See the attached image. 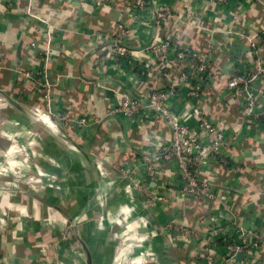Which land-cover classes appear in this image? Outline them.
I'll use <instances>...</instances> for the list:
<instances>
[{
    "label": "crops",
    "instance_id": "0c3cea01",
    "mask_svg": "<svg viewBox=\"0 0 264 264\" xmlns=\"http://www.w3.org/2000/svg\"><path fill=\"white\" fill-rule=\"evenodd\" d=\"M185 1L154 0L173 5L177 11L172 23L161 32L164 37L169 34L172 42L199 51L200 58L206 55L208 77L200 97L187 100L183 91L171 104L184 112L190 126L196 127L198 120L206 116L217 128L235 138L231 142L229 165L210 163L200 168V176L214 193L213 199H205L200 194L184 195L172 163L164 158L167 151L158 149L163 170L157 183L148 184L156 192L158 201L155 206L146 207L137 189L132 191V196L126 192L130 177L122 175L119 169L125 167L131 177L142 180V155L153 149L155 139L169 138L168 125L157 115L138 121L112 109L120 89L144 96L152 87L166 82L151 57L140 58L141 48L149 44L156 31L151 12L145 11L138 17L129 15L127 10L134 0H104L99 7L89 0L72 5L65 0H0V82L3 83L0 89L28 111L30 107L35 108L33 102L37 99L38 108L50 112V123L58 129L56 132L48 125L32 121L0 99L21 114V119H26H22L24 125H0V130L33 131L31 144L39 142L43 146L37 159L42 157L41 166L56 179L55 186L47 185L46 193L28 189L26 194H21L22 198L15 194L12 199L9 193L1 196L0 264H87V251L92 264H114L111 230L117 222L107 229L103 211L109 189L125 194L123 199L131 204V208L128 205L124 208L127 209L125 221L132 209L138 214L136 220L130 218L131 223L138 221L134 226L144 224V231L154 230L149 243L152 249L147 253L152 252L156 257L153 261L147 257L146 262L190 264L194 259L189 255L192 245L170 243L166 225L175 222L193 228L197 234L220 224L221 233L231 235L234 240L239 239L241 228L264 231L261 181L264 125L245 119L242 95L232 94L226 87L234 67L251 64L249 67L254 69L257 57L264 59V45L260 41L264 34V0L220 3L188 0L190 13L201 19L202 26L177 34L176 22L187 15ZM118 21L134 32L128 46L134 55L127 63L110 60L102 66L93 65L90 57L100 41L108 39ZM32 42L36 45L35 54L40 51L48 56L46 70L52 83L50 110L33 83L21 75L41 68L33 61ZM178 61L175 66L172 63L171 76L177 73L181 63ZM194 63L189 61L187 72H193ZM251 86L259 98L264 97V75L254 78ZM258 106H264V101H259ZM79 118L84 123H79ZM19 142L24 139L20 138ZM67 142L78 153L74 155L79 163L73 170ZM7 150L2 152L4 163ZM7 211L14 215L8 217ZM66 222L72 239H63L67 233L62 232L60 237L59 228L65 231L63 223ZM51 241L56 243L55 248L50 245ZM217 243L221 240L217 239ZM220 250L221 247L217 252ZM243 258L245 264L261 263L264 249L253 250Z\"/></svg>",
    "mask_w": 264,
    "mask_h": 264
},
{
    "label": "built area",
    "instance_id": "2783aa9c",
    "mask_svg": "<svg viewBox=\"0 0 264 264\" xmlns=\"http://www.w3.org/2000/svg\"><path fill=\"white\" fill-rule=\"evenodd\" d=\"M65 1L72 5L85 0ZM216 1L220 3L226 0ZM103 2L104 0H89V3L96 7L102 5ZM187 2L188 0L185 1V5H187L186 17L176 22L177 34L182 31L185 33L188 28L193 26H202L200 25L201 19L190 13L191 6ZM148 10L153 15L152 19L156 31L149 44L141 48L140 58L151 57V60L160 67L161 74L166 82L163 85L152 87L144 96L134 95L120 89L117 104L112 111L138 121L150 120L156 115L162 117L168 125L169 138L167 140L155 139L152 143L153 149L143 153L140 163L144 168L142 180L131 177L125 167L119 169L122 175L126 174L130 177L126 185V192L132 196V191L137 189L145 199L146 207L157 204L158 196L156 192L149 189L148 184L150 181L157 183V178L160 177L163 170L159 160L160 157L157 155V150L163 148V152L167 151L164 158L172 163V171L179 179L182 193L187 196L200 194L205 199H213L214 193L200 176V168L210 163L221 166L229 165V151L235 135L228 136L206 116L198 120L196 127H192L185 121L184 112L173 108L171 102L178 93L184 91L187 100L200 97L201 89L208 77L206 55L200 58L199 51L183 47L179 42V44L172 42L169 34H166V37L163 36L161 31L172 23V19L177 12L173 5L154 2V0H134L127 11L129 15L138 17L140 13ZM133 34V30L125 26L122 21L115 23L111 35L106 41H100V46L90 57L92 64L102 66L104 62H110V60L127 63V59L134 55L129 48L131 46L129 44L130 40L134 38ZM260 41L264 45V34ZM31 46L33 47V61H37L41 68L37 71H25L21 75L33 83L35 91L48 104L50 110L52 83L48 79L49 73L46 70L48 56L45 52L40 51L35 54V43L32 42ZM191 60L195 61L191 68L194 70L193 72H187L186 70L190 69L188 63ZM177 61L181 62L177 67V73L171 76L172 63L175 66ZM249 66L234 67L226 81V87L232 94L239 93L242 95L245 119L264 125V106H258V102L264 101V97L259 98L256 90L251 86L254 78L264 75V59L257 57L254 69ZM188 83L189 85H187ZM29 110L37 116L46 115L48 120L51 121L50 112L45 113L41 108L35 110L32 107ZM78 122L84 123V119L79 118ZM235 168L238 167L235 166ZM261 181L264 185V177ZM137 227V232L134 233L143 232L146 236L145 239H151L155 234L154 230L145 232L142 229L145 227L144 224ZM166 229L172 245H192L189 255L193 256L194 259L190 261V264H245L244 255L252 253L253 250L264 249V231L258 229L245 230L241 228L238 240H234L231 235L221 233L223 227L220 224L203 231L200 230L198 234L193 228L179 225L176 222L166 225ZM217 239H220L221 243H217ZM219 247L222 249L220 253L217 252ZM143 259L139 260V263L146 261L145 257ZM255 264H264V261Z\"/></svg>",
    "mask_w": 264,
    "mask_h": 264
},
{
    "label": "rangeland",
    "instance_id": "374dc122",
    "mask_svg": "<svg viewBox=\"0 0 264 264\" xmlns=\"http://www.w3.org/2000/svg\"><path fill=\"white\" fill-rule=\"evenodd\" d=\"M20 115L21 114L15 112L12 108H9L8 104H5L3 100H0V125H13V127H17L15 125H24L23 122L25 121L23 120L26 119L25 117H22V120ZM12 129L13 128L8 129L9 132H6L2 129L0 130V200L1 196L5 195V193H9L11 198L13 197L12 195L15 196V194L20 195L22 198V193L26 194L28 189L38 191L40 194L46 193L45 190L47 185L50 184L55 186L54 180L56 179H54L50 173H47L41 166L40 159L42 157L37 159L39 156L37 154L42 151L43 146L39 142L34 145L31 144V134L33 131L24 128L17 133V130ZM4 133L6 134L4 135ZM20 138H23L24 142H19ZM14 144L15 146L12 147ZM72 148L74 151H76L73 146L70 147L68 144V149L71 152L70 165L71 169L73 170V168L75 169L77 167L79 162L75 156L78 155V153H75ZM6 149H8L7 151L9 153H7V156L3 157L6 160V163H4V161L1 159L2 152ZM52 150L54 151L55 148L53 149L52 147ZM60 151L61 150H59L57 154L60 153ZM48 163L50 162L48 161ZM124 195L125 194L122 195L118 192L114 193L112 192V189H109L107 195L109 197L108 202H105L106 204L104 203L105 210L103 211L106 213H103L106 216V228H110L111 225L117 222L113 226L114 228L111 230V235L113 236L114 240L112 249L114 258L112 259V262H114V264H154V262L151 263L149 261H142L139 263V260L145 256L146 260H148L147 257H149V259L152 261L156 256L152 252L147 254L148 250L152 249V247L149 245L151 242L149 238L143 242H139L137 239L132 237L133 233L137 232L136 230L138 227L130 224L132 220L130 218H134L132 220L134 221L138 217V214L136 211L131 209L129 217L127 215L128 220L125 221V215H123V211L125 210L124 208L127 205L131 208V204L123 199L122 196ZM7 214L8 217H12L14 215L13 212L8 211ZM121 214L123 216L118 219ZM134 223L136 224L138 221ZM68 225L69 224L67 222L63 223V226L66 229L65 231L64 228L63 231L61 228H59L60 233H67V236H65L63 239H72V234H70ZM127 227L129 229L128 231H126ZM101 229H103V226H101ZM62 233L60 234V237H63ZM50 245L54 246L55 248L56 243L51 241Z\"/></svg>",
    "mask_w": 264,
    "mask_h": 264
},
{
    "label": "water",
    "instance_id": "95a60500",
    "mask_svg": "<svg viewBox=\"0 0 264 264\" xmlns=\"http://www.w3.org/2000/svg\"><path fill=\"white\" fill-rule=\"evenodd\" d=\"M16 52H17V55H19V53H20V46L17 48ZM0 96H1V98L4 101H6L11 106L15 107L17 110L21 111L24 115H26L32 121H37V122L41 123L42 125L46 126V122L42 118H40L39 116L35 115L30 110L29 111L26 110L23 107L22 104H20L16 99H14L13 97H11L7 92H5L2 89H0ZM86 253H87L86 254L87 255V264H92V257L90 255V252L87 251Z\"/></svg>",
    "mask_w": 264,
    "mask_h": 264
},
{
    "label": "bare ground",
    "instance_id": "6f19581e",
    "mask_svg": "<svg viewBox=\"0 0 264 264\" xmlns=\"http://www.w3.org/2000/svg\"><path fill=\"white\" fill-rule=\"evenodd\" d=\"M35 110H36V108H35ZM40 118H42L45 122H46V125H48V126H50V128L51 129H53L54 131H56L57 132V128H56V126L55 125H53V123H50V120H48V118H47V116L46 115H41V116H39ZM51 124V125H50ZM68 143V142H67ZM68 144H70V143H68ZM70 147H72V144H70ZM74 147V146H73ZM75 148V147H74ZM73 149V148H72ZM73 151H74V149H73ZM75 153H76V151H74ZM126 212H127V209H125L124 211H123V215H125L126 214ZM122 215V216H123ZM131 225H133L134 226V222H132L131 223ZM126 231H128V227H127V230ZM129 236V235H128ZM132 237L134 238V239H137L139 242H141V241H145L146 239V236H145V234H143V232L142 233H138V234H135V233H133V235H132Z\"/></svg>",
    "mask_w": 264,
    "mask_h": 264
},
{
    "label": "trees",
    "instance_id": "16d2710c",
    "mask_svg": "<svg viewBox=\"0 0 264 264\" xmlns=\"http://www.w3.org/2000/svg\"><path fill=\"white\" fill-rule=\"evenodd\" d=\"M1 84H3V83L0 82V86H2ZM36 100H37V99H36ZM36 100L34 101V99H33V100L31 101V103L34 101V102H33V106H34L35 108H38L39 105H36ZM39 108H40V107H39Z\"/></svg>",
    "mask_w": 264,
    "mask_h": 264
}]
</instances>
